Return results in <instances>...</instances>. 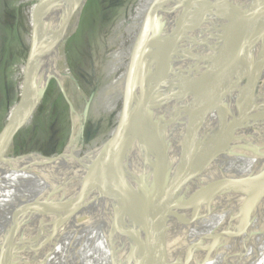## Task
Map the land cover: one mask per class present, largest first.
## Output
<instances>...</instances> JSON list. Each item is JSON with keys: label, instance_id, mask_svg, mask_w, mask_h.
<instances>
[{"label": "bare ground", "instance_id": "obj_1", "mask_svg": "<svg viewBox=\"0 0 264 264\" xmlns=\"http://www.w3.org/2000/svg\"><path fill=\"white\" fill-rule=\"evenodd\" d=\"M87 3L57 0L51 10L41 34L43 75L48 85L65 78L63 49ZM206 5L207 0H186L183 9L176 11L188 21L176 24V29L173 24L178 18L174 12L169 13L173 16L168 17L167 25L172 24L180 43L174 39L172 47H166L167 35L160 29L157 46L151 47V41L145 44L147 54L154 55L161 47V70H166L168 61L173 62L168 70L173 69L172 78L160 111L151 114L155 95L136 114L135 123L140 128L122 155L108 161L113 147L127 137V120L109 145L81 161L84 148H76L73 138L59 158L8 155V160L0 163V264H136L128 240H119L112 226L118 221L122 228L126 214L123 205L111 198L110 189H138L148 163L160 161L155 152L149 156L154 144L149 140L151 145L142 146V137L151 132L162 146L177 139L174 161L189 163L209 155L230 126L233 135L225 156L214 165L217 172L195 177V186L187 195L186 215L170 220L162 229L159 264H264V195L255 199L248 196V191L264 186V23L253 28L259 0H241L238 37L224 46L189 85L202 31L201 13ZM144 40L135 52L128 86H134L136 78L140 81L145 70ZM28 94L27 88L24 98L30 105ZM250 95H257L250 107L202 132L214 113ZM70 104L74 106L72 98ZM124 105L129 112L131 97ZM80 118L82 115L76 112V126ZM127 153L130 155L126 157ZM114 172L125 184L114 178ZM244 182L245 187H240ZM243 203L246 207L236 222L234 217ZM185 220L189 225L175 231ZM226 226L231 231L227 241L207 249L220 231L229 228ZM191 240L197 249L188 250V261L182 263L178 261L180 250Z\"/></svg>", "mask_w": 264, "mask_h": 264}, {"label": "rangeland", "instance_id": "obj_2", "mask_svg": "<svg viewBox=\"0 0 264 264\" xmlns=\"http://www.w3.org/2000/svg\"><path fill=\"white\" fill-rule=\"evenodd\" d=\"M44 1L0 0V133L27 90L31 37L35 36ZM155 1L88 0L63 49L67 66L65 78L50 83L40 108L17 133L11 157L38 154L59 158L75 138V143L84 148L79 158L81 161L112 142L129 116L124 104L129 101L126 91L131 80L135 52L145 37L152 38L159 32L166 17V6L176 1L180 4V0H162L147 30L144 21ZM240 3L241 0H207L201 13L202 31L189 85L198 79L224 46L238 37L242 19ZM231 16H234V20L230 19ZM226 18L232 22L217 27ZM263 23L264 0H259L253 28ZM217 30L221 31L223 42L218 43L213 39ZM160 52L161 47L154 55L158 59L156 69L161 70ZM212 54L213 57L207 62ZM147 70L148 62L145 72ZM137 81L139 79L136 78ZM149 85H153L152 82ZM90 97L93 100L85 114L86 102ZM71 98L74 106L70 104ZM256 98L257 95H250L231 104L229 102L210 117L202 132L250 107ZM156 106L152 105L151 114ZM76 112L82 115L77 126ZM72 246L74 248L75 244ZM70 254L69 251L68 257Z\"/></svg>", "mask_w": 264, "mask_h": 264}, {"label": "water", "instance_id": "obj_3", "mask_svg": "<svg viewBox=\"0 0 264 264\" xmlns=\"http://www.w3.org/2000/svg\"><path fill=\"white\" fill-rule=\"evenodd\" d=\"M56 1L57 0H45L42 3V8L37 23V30L35 36L31 37L32 51L28 59V68L26 73V81L28 84L27 88L29 91L28 96L31 98V104L28 105L26 102L27 98L23 97L21 102L15 108L11 120L7 122L1 131L0 163L8 160L6 156L11 155V151L9 152V149L13 147L14 139L17 133L31 120V118L40 108L50 86L46 84L45 76L43 75V49L40 38L50 16L51 10L56 4ZM161 2L162 0H156L148 11L144 21V28L147 30L152 15L160 6ZM185 3L186 0H184L181 4H178L177 1L173 2L171 6H169L166 17L164 18V26H160V29L163 30V32L165 31L167 35L166 39L168 43H166V47L169 46L171 48L174 39L180 43L179 35L175 32H172V24L169 22L167 25V23L170 21L168 17L173 16V14H169L171 11L174 12V16L178 18V22L173 24L174 29H176V24H183L185 21H188L185 20V18L180 17L176 11V8L183 9L182 7H184ZM230 19L234 20V16H231ZM231 22L232 21L227 20L226 18V20H222L217 27ZM217 31L218 32L215 34L213 39H215V42L218 43L223 42L224 39L222 37L221 31ZM159 35H162V33H155L151 40L150 37L148 38L147 42L144 40L145 43H143L144 47L142 46V51L146 53L148 48L145 44L149 43L150 41V46L156 47L158 44ZM139 43L141 42L139 41ZM152 57H154L153 62ZM156 57V55L146 53L148 70L146 72L143 70L140 76V81H137L134 86L131 85L127 88V98L128 96L131 97L129 117L127 118L126 122L127 137L122 144L113 147L108 161L114 160L117 156L122 155V153L131 146L133 137L137 135L136 133L140 128V125L135 123L137 117L136 114H138L140 109L143 108L147 99L151 95L156 94V111H160L163 106L161 103L162 97L167 94V86L170 78H172L173 69L170 71L168 70L172 68L171 64L173 62L168 61L165 71L156 69V63L158 60H156ZM215 64H217V62ZM151 82L153 85H149ZM92 100L93 97H90L86 102L85 114L89 111ZM145 135L146 137H142L143 140H141L142 146H147L148 144L151 145L150 142L152 141L154 145L152 146L151 154L149 156L155 152L154 156H158L160 161L156 163L157 165L148 163L149 166L145 167L146 169L144 171L141 186L138 189L132 191L131 188H125L124 192H121L122 189H119V191L117 189H110L112 193L111 198H115L123 205L122 207L126 214V223L122 228H120L118 221H114L112 226L116 229L119 240H128L131 254L135 259L136 264H159L160 242L163 240L164 236L162 229L169 222H172L170 220L174 219V221H177L179 218H182L186 215L188 210L187 195L188 191H190V189L195 186V177L199 173L203 172L212 173L213 170L214 172H217V169L214 165L218 162L221 156H225V147L228 145L229 140L233 135V127H229L225 136L219 141V143L209 155L206 157H199L189 163H183L182 161L179 162V160L174 161L176 157L175 148L178 142L177 139H171L169 143L162 146V144L160 145L155 140V137L151 134V132L150 134L146 133ZM78 146L79 145L75 143V147L77 148ZM143 152L146 153V150ZM129 155L130 153H127L126 157ZM55 157L56 156H49V159H54ZM113 175L114 178L119 180L118 175L116 176L115 172ZM109 178H112V176L109 175ZM140 178L141 177H139V180ZM119 182L125 184L124 180H119ZM246 183L247 182L241 183L240 187H245ZM198 188L199 187L196 185V189ZM260 194L264 195V186H260L254 190L248 191V196L251 199H255ZM141 197L144 198L141 199ZM183 198L185 199L183 200ZM245 207L246 206L244 203L241 204L237 215L234 217V219L236 218V222L239 221L238 218H240ZM188 225L189 224L187 220H185L177 230H174L179 232L183 226L187 227ZM226 227L229 228L227 230L220 231L219 236L209 242L207 249L211 250L212 248H218L221 243L227 241L231 231L230 226ZM125 229L127 230L126 232ZM169 231H171V229ZM196 247L197 245L191 240L187 246L185 245L180 250L181 254L178 256V261L186 263L188 261V250L197 249Z\"/></svg>", "mask_w": 264, "mask_h": 264}]
</instances>
